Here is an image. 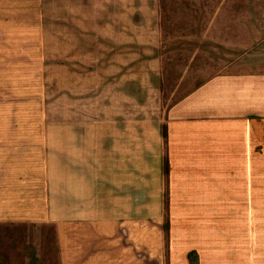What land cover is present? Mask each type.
I'll use <instances>...</instances> for the list:
<instances>
[{
  "label": "crops",
  "instance_id": "crops-1",
  "mask_svg": "<svg viewBox=\"0 0 264 264\" xmlns=\"http://www.w3.org/2000/svg\"><path fill=\"white\" fill-rule=\"evenodd\" d=\"M141 1L153 57L130 69L121 52L105 82L74 79L58 110L55 193L49 167H0V224L52 225L55 264H264V41L236 42L239 6L218 7L232 14L217 36L204 21L196 38L234 50L231 61L180 69L163 102L159 4ZM115 7L92 26L128 28V1Z\"/></svg>",
  "mask_w": 264,
  "mask_h": 264
},
{
  "label": "rangeland",
  "instance_id": "rangeland-1",
  "mask_svg": "<svg viewBox=\"0 0 264 264\" xmlns=\"http://www.w3.org/2000/svg\"><path fill=\"white\" fill-rule=\"evenodd\" d=\"M127 1L133 11L129 17L120 14L129 25L118 29L92 25L117 18L118 11L113 10L119 0H0V167H49L48 184L55 193L56 153L61 146L58 110L72 97L75 80L105 82L106 69L115 66L121 52L129 57L130 69L153 57L154 29L135 22L142 16L137 9L145 4ZM158 4L168 73L163 102L173 99L180 69L193 66L209 75L222 70L223 61H231L234 50L196 38L207 29L202 28L204 21L213 24L209 30L217 36V20L227 21L232 14L228 8L221 14L218 7L239 6L235 15L242 26L238 25L236 42L253 32L258 43L264 41V12L253 11V6L263 7L264 0H158ZM50 206L55 209V204ZM53 234L49 224H0V264H55ZM201 235L202 243L209 238V245L216 246L215 236Z\"/></svg>",
  "mask_w": 264,
  "mask_h": 264
}]
</instances>
